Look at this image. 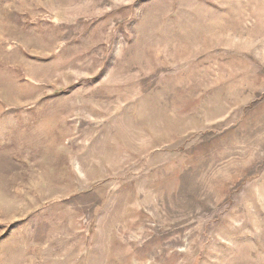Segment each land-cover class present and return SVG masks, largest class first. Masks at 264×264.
<instances>
[{
	"label": "rangeland",
	"instance_id": "1",
	"mask_svg": "<svg viewBox=\"0 0 264 264\" xmlns=\"http://www.w3.org/2000/svg\"><path fill=\"white\" fill-rule=\"evenodd\" d=\"M0 264H264V0H0Z\"/></svg>",
	"mask_w": 264,
	"mask_h": 264
}]
</instances>
